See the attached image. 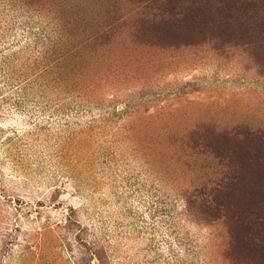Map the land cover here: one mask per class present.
Masks as SVG:
<instances>
[{
	"label": "rangeland",
	"instance_id": "rangeland-1",
	"mask_svg": "<svg viewBox=\"0 0 264 264\" xmlns=\"http://www.w3.org/2000/svg\"><path fill=\"white\" fill-rule=\"evenodd\" d=\"M0 264H264V0H0Z\"/></svg>",
	"mask_w": 264,
	"mask_h": 264
}]
</instances>
